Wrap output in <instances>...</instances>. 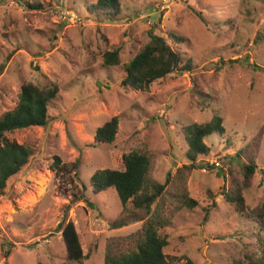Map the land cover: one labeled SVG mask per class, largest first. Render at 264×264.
<instances>
[{"label":"rangeland","instance_id":"obj_1","mask_svg":"<svg viewBox=\"0 0 264 264\" xmlns=\"http://www.w3.org/2000/svg\"><path fill=\"white\" fill-rule=\"evenodd\" d=\"M95 1L0 0V117L17 103L23 82L59 87L46 125L5 134L32 154L0 193V264H77L66 258L67 221L87 254L83 264H102L107 245L130 246L127 236L144 220L111 228L128 213L115 190L93 194L89 178L123 169L122 155L132 150L148 157L155 181L169 174L156 203L170 221L158 232L171 260L233 264L259 256L263 230L223 192L242 185L240 160L251 159L257 168L243 199L249 208L264 202V0H119L114 20L88 12ZM36 3L41 7L28 5ZM150 29L167 42L166 33L180 36L176 48L190 68L145 90L123 88V65ZM116 47L120 63L102 66L103 53ZM215 114L223 134L205 137L210 152L196 159L202 167H188L183 128ZM112 116L115 139L94 143L96 127ZM54 156L66 170L51 168ZM76 160L77 176L68 171ZM186 198L196 204L186 207Z\"/></svg>","mask_w":264,"mask_h":264},{"label":"trees","instance_id":"obj_2","mask_svg":"<svg viewBox=\"0 0 264 264\" xmlns=\"http://www.w3.org/2000/svg\"><path fill=\"white\" fill-rule=\"evenodd\" d=\"M31 7L40 8L41 5L28 4ZM88 12L96 17H105L114 20L120 12L119 0H96L89 8ZM166 37L158 35L152 29L148 31V40L135 55L123 65L124 75L120 80V86L134 90H145L152 82L163 78L166 75L178 70H188L189 63L183 62L177 44L182 38L175 33H166ZM120 48L106 50L102 56V66H115L120 63ZM59 91L57 84L48 82L44 85L23 82L19 87L18 99L15 106L5 111L0 117V193L4 190L7 180L15 175L25 166L32 154L31 150L14 140L6 137L7 132L31 126H44L48 121V104L55 98ZM221 117L213 115L205 123H192L183 128V136L187 144L185 156L188 167H202L196 162L198 156H206L210 152L209 146L204 142V138L215 132L222 135L224 128L221 124ZM118 128V119L112 116L102 125L97 126L94 132V143H112ZM240 160L239 155L236 154ZM51 168L56 171L66 170V165H60L59 157H53ZM123 169H100L96 170L89 178L93 194L107 189L115 190L121 213L128 215L111 222V228L118 229L129 223L142 221L141 228L137 233L127 236L130 246L107 245L102 264H176L164 252L167 242L158 230L169 225L170 221L163 216V207L156 203L159 197L165 194V187L170 177L166 176L163 183H159L150 177L148 157L132 150L122 155ZM240 169L243 175V182L234 192L224 193L228 202L234 205L235 211L239 215H250L255 223L264 233V202L249 208L243 199L242 190L248 187L250 179L257 168L253 160L247 162L240 160ZM186 165V166H187ZM210 168L213 166H209ZM77 176V160L71 164L69 172ZM223 174V173H222ZM84 189L85 186L82 185ZM83 197V195H82ZM174 197L181 200L182 195ZM88 202V198L85 197ZM156 206L152 209V205ZM130 204L131 207L128 206ZM186 207H193L194 200L186 198L183 201ZM158 207V208H157ZM142 212V214H138ZM209 209L204 208L202 221L208 218ZM62 239L65 246L66 258L68 261L83 264L87 254L83 253L79 235L74 223L67 221L61 227ZM262 242L264 240L262 239ZM260 243V240H259ZM261 244V243H260ZM260 255H245L243 259L235 261L233 264H264V244L260 247ZM9 251L7 248L6 254Z\"/></svg>","mask_w":264,"mask_h":264}]
</instances>
